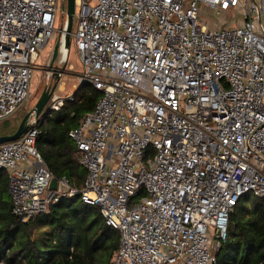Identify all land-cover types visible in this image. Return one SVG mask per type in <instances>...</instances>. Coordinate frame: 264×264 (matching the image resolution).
Returning <instances> with one entry per match:
<instances>
[{
  "label": "built area",
  "instance_id": "obj_1",
  "mask_svg": "<svg viewBox=\"0 0 264 264\" xmlns=\"http://www.w3.org/2000/svg\"><path fill=\"white\" fill-rule=\"evenodd\" d=\"M58 3L0 0V120L31 97ZM76 6L77 88L55 91L46 108L60 111L84 84L99 93L69 131L85 183L48 169L36 146L45 113L33 115L19 139L0 145L13 214L29 221L79 196L119 232L114 264H215L239 198L264 197V0Z\"/></svg>",
  "mask_w": 264,
  "mask_h": 264
},
{
  "label": "trees",
  "instance_id": "obj_2",
  "mask_svg": "<svg viewBox=\"0 0 264 264\" xmlns=\"http://www.w3.org/2000/svg\"><path fill=\"white\" fill-rule=\"evenodd\" d=\"M99 93L82 85L60 111L49 110L39 119L36 146L56 178L67 177L82 188L86 169L69 131L91 112ZM6 125V123L4 124ZM7 128L1 135L12 134ZM119 232L108 226L99 207L81 197L62 198L47 212L23 221L13 214L9 178L0 169V262L3 264H114ZM215 264H264V197L243 194L230 214L228 237Z\"/></svg>",
  "mask_w": 264,
  "mask_h": 264
},
{
  "label": "rangeland",
  "instance_id": "obj_3",
  "mask_svg": "<svg viewBox=\"0 0 264 264\" xmlns=\"http://www.w3.org/2000/svg\"><path fill=\"white\" fill-rule=\"evenodd\" d=\"M66 4V0H59L57 7V16L55 22L56 34L51 38L42 51L39 53V56L34 62V69L31 77L30 83V99L25 102L12 116L7 119L0 120V135L2 131H5L7 128H16L19 126L20 122L24 116L31 111L34 107L41 94L47 87H51L56 81V76L59 74L60 68L67 62L65 74L61 77V82L66 83L61 89L57 88V92L62 96H67L75 92L76 88L73 84H78L77 74L80 72L82 64L81 59L78 54V51L75 46V40L71 35V45L68 50L59 52L58 58L55 62V67L50 68V62L52 59V54L54 47L58 40H60V48L65 40V27L67 25V11L63 9V5ZM79 7L76 6V12L74 16L73 31L75 30L76 24L78 22ZM61 50V49H60ZM68 58V61H66ZM72 64L73 69H69V65ZM72 70L73 72H69ZM63 86V84H62ZM74 86V87H73ZM6 123V125H4Z\"/></svg>",
  "mask_w": 264,
  "mask_h": 264
},
{
  "label": "water",
  "instance_id": "obj_4",
  "mask_svg": "<svg viewBox=\"0 0 264 264\" xmlns=\"http://www.w3.org/2000/svg\"><path fill=\"white\" fill-rule=\"evenodd\" d=\"M63 9L67 11V15H68L67 25L65 27V40H64L65 46L68 49L70 48L71 45V35L73 32L74 16L76 12V0H66V4L63 5ZM59 52H60V40H58V42L54 47L52 59L50 62V68L55 67L54 65L58 58ZM66 66H67V62H65L62 68H60L59 74H57L56 81L54 82V84L51 87L45 88L40 98L36 102L35 107L24 116L17 130L12 134L0 135V145L6 142L19 139L27 131L29 127L30 118L33 115L34 117L39 118L42 114L44 113L46 114L49 111L46 108L47 104L49 102V99L51 98V95L56 91L62 75L65 74ZM57 187H58V181L56 180V178H53L50 184V189H57ZM60 189L66 190L68 189V187L61 186Z\"/></svg>",
  "mask_w": 264,
  "mask_h": 264
},
{
  "label": "crops",
  "instance_id": "obj_5",
  "mask_svg": "<svg viewBox=\"0 0 264 264\" xmlns=\"http://www.w3.org/2000/svg\"><path fill=\"white\" fill-rule=\"evenodd\" d=\"M69 72H73L72 70H69ZM61 82V81H60ZM63 84V86H62ZM62 84L59 83L58 88L61 89V87H64L66 83L62 82ZM75 85V84H73ZM74 87V86H73Z\"/></svg>",
  "mask_w": 264,
  "mask_h": 264
},
{
  "label": "bare ground",
  "instance_id": "obj_6",
  "mask_svg": "<svg viewBox=\"0 0 264 264\" xmlns=\"http://www.w3.org/2000/svg\"><path fill=\"white\" fill-rule=\"evenodd\" d=\"M64 50H67L66 48H64Z\"/></svg>",
  "mask_w": 264,
  "mask_h": 264
}]
</instances>
